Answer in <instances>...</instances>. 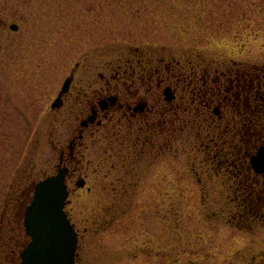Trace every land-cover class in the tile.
<instances>
[{
	"label": "rangeland",
	"instance_id": "obj_1",
	"mask_svg": "<svg viewBox=\"0 0 264 264\" xmlns=\"http://www.w3.org/2000/svg\"><path fill=\"white\" fill-rule=\"evenodd\" d=\"M0 16V264H13L14 243L1 222H13L25 182L55 170L77 122L50 112L75 62L84 83H103L97 73L134 46L166 61L264 64V0H0ZM116 126L82 150L91 191L77 189L69 206L87 228L78 264H264V225L233 217L243 195L208 171L188 129L137 158L134 136Z\"/></svg>",
	"mask_w": 264,
	"mask_h": 264
},
{
	"label": "flooded vegetation",
	"instance_id": "obj_2",
	"mask_svg": "<svg viewBox=\"0 0 264 264\" xmlns=\"http://www.w3.org/2000/svg\"><path fill=\"white\" fill-rule=\"evenodd\" d=\"M187 60L166 61L159 53L130 47L122 65L110 62L109 75L97 73L103 83L97 78L79 81L81 61H77L66 76H72L68 89L60 95L63 81L51 101L53 115L66 112L77 119L58 148L55 170L49 173L67 169L70 195L65 208L78 233L75 264L87 230L78 225L69 209L72 194L87 185L82 150L89 146L90 136L99 141L103 129L120 132L123 127L117 123L125 125L128 138L134 136L137 158L149 149L161 145L163 150L179 142L182 131L188 129V137L195 139L193 150L202 155L208 171L232 178L234 195H243L237 206L242 208L233 217L246 216L245 225H264V64L234 60L232 65L218 61L215 66L209 59L190 55ZM116 68H125L122 78ZM57 98L59 105L54 107ZM31 187L30 180L23 184L13 222H1L11 231L9 238L14 243L8 244L5 259L13 264L20 259L19 248L30 239L22 208L32 195Z\"/></svg>",
	"mask_w": 264,
	"mask_h": 264
},
{
	"label": "water",
	"instance_id": "obj_3",
	"mask_svg": "<svg viewBox=\"0 0 264 264\" xmlns=\"http://www.w3.org/2000/svg\"><path fill=\"white\" fill-rule=\"evenodd\" d=\"M17 29L16 24H11ZM68 77L60 95L68 89ZM59 105V98L53 106ZM67 169L34 183V194L26 207L24 225L31 236L27 246L21 251L20 264H74L78 234L71 223L65 205L69 195L66 183Z\"/></svg>",
	"mask_w": 264,
	"mask_h": 264
},
{
	"label": "trees",
	"instance_id": "obj_4",
	"mask_svg": "<svg viewBox=\"0 0 264 264\" xmlns=\"http://www.w3.org/2000/svg\"><path fill=\"white\" fill-rule=\"evenodd\" d=\"M240 218H241V219H245V220H241V222H240V223H241V225H244V226H246V225H245V222H247V219H246L247 217H246V216H244V217H240Z\"/></svg>",
	"mask_w": 264,
	"mask_h": 264
}]
</instances>
